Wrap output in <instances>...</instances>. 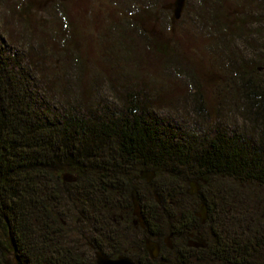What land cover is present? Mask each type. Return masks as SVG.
I'll list each match as a JSON object with an SVG mask.
<instances>
[{
    "label": "trees",
    "instance_id": "1",
    "mask_svg": "<svg viewBox=\"0 0 264 264\" xmlns=\"http://www.w3.org/2000/svg\"><path fill=\"white\" fill-rule=\"evenodd\" d=\"M230 67L245 97L250 139L243 144L220 135L181 142L137 113L43 110L0 52V264H96V251L126 254L137 264L264 263V81L253 79L262 67ZM227 82L236 85L233 76ZM144 168L154 169L152 183L139 179ZM65 174L76 180L65 181ZM213 177L230 185L213 186ZM198 180L208 182L197 195L208 207L205 225L195 215L164 211L182 209ZM155 182L162 203L144 201L143 183ZM135 198L145 229L134 226ZM191 231L208 235V247L174 245L157 260L145 251L149 238Z\"/></svg>",
    "mask_w": 264,
    "mask_h": 264
},
{
    "label": "rangeland",
    "instance_id": "2",
    "mask_svg": "<svg viewBox=\"0 0 264 264\" xmlns=\"http://www.w3.org/2000/svg\"><path fill=\"white\" fill-rule=\"evenodd\" d=\"M174 1L0 0V52L43 110L112 118L137 113L181 142L220 135L243 144L250 139L245 97L230 66L262 67L253 79L264 81V0H186L180 19L164 9ZM153 173L144 168L139 179L152 183ZM204 183H191L192 198L182 209L164 211L208 221L197 197ZM143 185L144 201L162 203L159 183ZM165 224L168 233L173 222ZM177 234L176 247L190 246L188 232Z\"/></svg>",
    "mask_w": 264,
    "mask_h": 264
},
{
    "label": "water",
    "instance_id": "3",
    "mask_svg": "<svg viewBox=\"0 0 264 264\" xmlns=\"http://www.w3.org/2000/svg\"><path fill=\"white\" fill-rule=\"evenodd\" d=\"M186 5V0H175L173 3L165 5L164 9H173V14L176 19H180L182 16V13L184 11ZM147 173H142V178H145V175ZM153 176H155V173H153ZM63 179L68 182H74L76 180V177L72 174H65L63 175ZM148 182L151 181V178H147ZM204 210L206 211V207H204ZM134 216L136 217V224H140L142 228L146 227V219L144 215V210L141 205V203L135 198L134 199ZM172 234H170L166 238V242L168 243L170 248H173L172 245ZM147 249L152 257V259H157L159 256V246L157 244H154L151 241L147 242ZM96 264H137V262L130 256L127 255H121L118 258H111L107 256L102 251L96 252ZM240 264H247V263H240ZM264 264V263H259Z\"/></svg>",
    "mask_w": 264,
    "mask_h": 264
},
{
    "label": "flooded vegetation",
    "instance_id": "4",
    "mask_svg": "<svg viewBox=\"0 0 264 264\" xmlns=\"http://www.w3.org/2000/svg\"><path fill=\"white\" fill-rule=\"evenodd\" d=\"M168 4H171V3H167L166 5H168ZM167 12H169L171 15H174L173 14V9H165ZM144 210V209H143ZM204 210V209H203ZM205 211V210H204ZM206 211L208 212V207H207V205H206ZM207 217H205V218H202L201 220V223L203 224V225H205L206 223H207V219H206ZM134 226H135V228H137V229H139V228H141V229H145V228H142L141 227V225L140 224H136V220L134 221ZM173 235V234H172ZM168 237V236H167ZM167 237H165V239H164V242H162V241H160V239H147V241H146V245H145V251H146V253H148L149 255H150V253H149V251H148V249H147V242L148 241H151V242H153L154 244H157L158 246H159V249H160V251H159V256H161L162 254L164 255H166L167 254V252H168V250H173L174 249V244H173V240H174V235L172 236V239H171V241H172V245H173V248H170L169 247V245H168V243L166 242V238ZM189 237H190V246L191 247H195V248H201V247H208V243H206V242H204L203 243V237H202V235H201V233H198V232H196V231H191L190 233H189ZM97 252V251H96ZM104 253V252H103ZM107 255V254H106ZM123 255V254H122ZM124 255H126V254H124ZM108 256V255H107ZM121 256V255H120ZM128 256V255H127ZM159 256H158V258H159ZM109 257H111V256H109ZM119 257V256H118ZM118 257H111V258H118ZM131 257V256H130ZM150 257H151V255H150ZM152 258V257H151ZM157 258V259H158ZM157 259H153V260H157Z\"/></svg>",
    "mask_w": 264,
    "mask_h": 264
}]
</instances>
